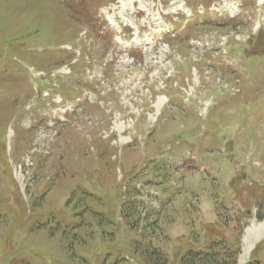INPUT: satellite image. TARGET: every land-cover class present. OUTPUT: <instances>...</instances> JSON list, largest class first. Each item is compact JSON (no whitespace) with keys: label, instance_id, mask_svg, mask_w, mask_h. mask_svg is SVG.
Returning <instances> with one entry per match:
<instances>
[{"label":"rangeland","instance_id":"rangeland-1","mask_svg":"<svg viewBox=\"0 0 264 264\" xmlns=\"http://www.w3.org/2000/svg\"><path fill=\"white\" fill-rule=\"evenodd\" d=\"M208 1L0 0V264H143L152 228L167 264L215 242L240 263L264 220V0Z\"/></svg>","mask_w":264,"mask_h":264},{"label":"trees","instance_id":"trees-1","mask_svg":"<svg viewBox=\"0 0 264 264\" xmlns=\"http://www.w3.org/2000/svg\"><path fill=\"white\" fill-rule=\"evenodd\" d=\"M80 4H83L81 1ZM71 5H75L71 2ZM70 5V11L75 13V15L80 16L81 10L80 5H76L75 10ZM74 7V6H73ZM78 8V9H77ZM78 10L80 11L79 13ZM132 215V212H124V219L128 222L130 221L129 217ZM133 227V224H131ZM153 228L150 230L148 236V252L143 250L139 244L135 243V250H140V261L143 264H167L168 259L167 255L164 253V250L158 245L152 244L151 236L153 234ZM199 241H196L198 243ZM160 244V243H159ZM264 244V243H263ZM200 246V245H197ZM262 247V246H261ZM264 247V245H263ZM239 249L238 247L231 248L222 244V242L207 243V245L200 247L198 249L188 248L184 251L182 255L179 256L177 264H236L237 255ZM248 264H259L257 260L251 261Z\"/></svg>","mask_w":264,"mask_h":264},{"label":"bare ground","instance_id":"bare-ground-1","mask_svg":"<svg viewBox=\"0 0 264 264\" xmlns=\"http://www.w3.org/2000/svg\"><path fill=\"white\" fill-rule=\"evenodd\" d=\"M254 224H251L246 231H245V238H244V254L240 257V263L239 264H244V261L246 257L248 256V253H250L253 245L262 237H264V220L258 224V229H259V235L255 237H250L251 231L254 228Z\"/></svg>","mask_w":264,"mask_h":264}]
</instances>
